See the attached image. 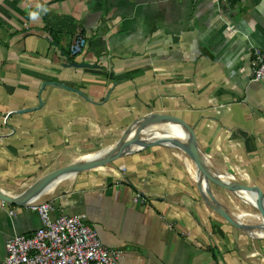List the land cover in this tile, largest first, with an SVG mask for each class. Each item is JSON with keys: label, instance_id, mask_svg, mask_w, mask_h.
Returning <instances> with one entry per match:
<instances>
[{"label": "crops", "instance_id": "obj_1", "mask_svg": "<svg viewBox=\"0 0 264 264\" xmlns=\"http://www.w3.org/2000/svg\"><path fill=\"white\" fill-rule=\"evenodd\" d=\"M78 34L87 45L72 56ZM256 47L264 53V0H0V189L18 196L157 113L192 127L212 171L264 194ZM152 140L33 202L50 201L53 217L82 216L105 247L123 252L120 264H264V238L214 212L185 154L137 150ZM209 190L247 224L263 221L250 198ZM39 226L36 213L0 201V264L9 239Z\"/></svg>", "mask_w": 264, "mask_h": 264}, {"label": "built area", "instance_id": "obj_2", "mask_svg": "<svg viewBox=\"0 0 264 264\" xmlns=\"http://www.w3.org/2000/svg\"><path fill=\"white\" fill-rule=\"evenodd\" d=\"M86 45L85 37L78 34L69 52L72 56L79 55ZM250 77L264 84V53L257 47L251 53ZM133 201L143 200L137 194ZM23 207L37 214L40 226L31 236L15 235L9 239L2 264H120L123 252L105 247L82 216L60 213L53 217L55 208L50 201L29 202Z\"/></svg>", "mask_w": 264, "mask_h": 264}, {"label": "water", "instance_id": "obj_3", "mask_svg": "<svg viewBox=\"0 0 264 264\" xmlns=\"http://www.w3.org/2000/svg\"><path fill=\"white\" fill-rule=\"evenodd\" d=\"M164 123H172L180 127V129L186 133L187 137V145L180 144L179 146H173L161 141H154L151 143H147L146 145L138 148L140 150L142 148L152 146V145H163L168 147H173L181 151L185 154L191 162L194 164L196 171L201 177V181L198 180L200 189L202 188L204 193L207 196V204L211 206L216 214L222 217L226 222H228L231 226L247 232L252 237H256V239L264 238V194L260 191V189L256 186H249L246 184H242L240 182H236L232 184L231 182L224 181L221 176H219L216 172L212 171L198 148L196 144V136L194 130L190 125H188L184 120L179 117L169 115V114H149L139 120L135 121L126 131L123 133L120 140L111 148L108 154L97 160L84 161L81 163H72L58 169L52 170L47 173L39 180H37L32 186H30L25 192L18 196L9 195L4 190L0 189V201L23 206L26 203L33 202L37 197L44 194L47 190L51 189L57 182L60 181L61 177L67 173L74 172L79 173L82 171L91 170L108 163H111L125 154H127V148L134 144L135 142H139L142 133L147 127L152 125H160ZM135 128V134L133 138H128L129 133ZM225 177V176H224ZM228 178V177H226ZM210 185H215L217 187L228 190L232 194H234L237 198L240 199L239 192L244 194L255 193L257 194L256 204L250 203L249 206H252L256 211L257 215L263 218V221L256 223L254 225H250L247 223H243L239 221L235 217V215L227 210L224 206H222L216 198L211 194L209 188Z\"/></svg>", "mask_w": 264, "mask_h": 264}, {"label": "bare ground", "instance_id": "obj_4", "mask_svg": "<svg viewBox=\"0 0 264 264\" xmlns=\"http://www.w3.org/2000/svg\"><path fill=\"white\" fill-rule=\"evenodd\" d=\"M148 131H151V132H148ZM161 133H166L168 135V137L172 140H176L177 143L175 142H168L166 141L165 139H162L160 138V134ZM135 134V128L129 133L128 135V138H133V135ZM156 134L152 139L151 142H154V141H161V142H164V143H167V144H170V145H173V146H179L180 144H185L187 145V137H186V133H184L179 126L177 125H174L172 123H164V124H160V125H152L150 127H147L144 132L142 133L141 135V138H140V141L139 142H135L134 144H131L128 148H127V152H131L135 147H137V145L139 146V143H141L145 138H148L150 137V135H154ZM109 151H100V152H95V153H89L87 155L84 154V156H81L79 157L76 162L74 163H81V162H84V161H90V160H97V159H101L103 157H105L107 154H108ZM76 173L74 172H70V173H67L65 175H63L60 179L59 182H57L55 185H57L58 183L64 181V180H68V179H72L74 176H75ZM221 176V175H219ZM198 177H199V181H201V177L199 176L198 174ZM222 179L224 181H227V182H231L232 184H235L236 181L234 179H232L231 177L230 178H226L224 176H221ZM54 185V186H55ZM53 186V187H54ZM240 194H242L243 196L247 197V198H250L254 204H256V201H257V194L255 193H249V194H244V193H241L239 192ZM9 194V193H8ZM11 195V194H9ZM264 205V203H263ZM237 219H239V221L243 222V223H246V221L244 220L243 217H237L235 216ZM248 218V217H247ZM247 220V219H246Z\"/></svg>", "mask_w": 264, "mask_h": 264}, {"label": "rangeland", "instance_id": "obj_5", "mask_svg": "<svg viewBox=\"0 0 264 264\" xmlns=\"http://www.w3.org/2000/svg\"><path fill=\"white\" fill-rule=\"evenodd\" d=\"M148 132H151V131H148ZM155 135H156V134L151 135V136L149 137L150 140H151ZM161 138H166V139H168V135H167L166 133H161ZM112 147H113V146L108 147V148H106V147H102V148L99 149L98 151H96L98 148H96V149H94V150H91V151H80L78 154L73 155V157H74V158H77V157L82 156V155L84 156V154L87 155V154H89V153H95V152H100V151H110ZM94 151H95V152H94ZM75 162H76V160H75ZM69 164H70V163H69ZM210 186H212V185H210ZM245 206H247V205H245ZM247 207H248L249 209H251L252 212H255V214H258L257 211L254 210L252 207H250V206H247ZM246 214H248V212H246ZM246 214H243L244 217H245V219L248 217V215H246Z\"/></svg>", "mask_w": 264, "mask_h": 264}, {"label": "clouds", "instance_id": "obj_6", "mask_svg": "<svg viewBox=\"0 0 264 264\" xmlns=\"http://www.w3.org/2000/svg\"><path fill=\"white\" fill-rule=\"evenodd\" d=\"M32 18L35 19V14L34 13L32 14Z\"/></svg>", "mask_w": 264, "mask_h": 264}]
</instances>
